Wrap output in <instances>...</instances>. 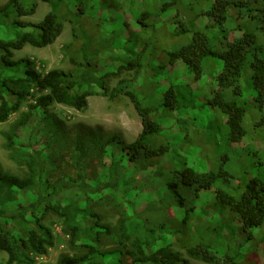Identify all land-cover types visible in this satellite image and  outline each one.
Masks as SVG:
<instances>
[{
  "label": "trees",
  "instance_id": "obj_1",
  "mask_svg": "<svg viewBox=\"0 0 264 264\" xmlns=\"http://www.w3.org/2000/svg\"><path fill=\"white\" fill-rule=\"evenodd\" d=\"M41 1L51 10L38 24L18 20L35 13L33 0L27 6L23 0H7L0 6L4 23L0 24V123L31 98L35 103L30 110L40 109L44 115L53 104L81 111L91 96L113 100L122 95L139 115L142 129L133 142L117 133L103 140L85 134L87 148L77 137L73 157L77 180L72 183L80 185L84 198L78 201L58 182L47 195L41 194L47 182L42 181L38 143L28 155L27 177L0 170V253L7 256L6 264H35L53 248L52 230L43 222L47 213L61 220L75 251L60 255L55 264H124L125 256L128 264H190L173 247L204 264H264V236L248 253L240 251L244 243L253 245V233L264 222V178L233 170V152L241 146L246 161L261 155L264 164V0H185L192 13L186 23L173 8L184 0H137V15L130 0H94L99 13L106 10L111 20L118 19L111 25L96 13L98 24L90 25L92 8L87 9L85 0H78L83 12L77 2L70 7L67 0ZM152 1L157 2L154 14L148 10ZM153 15L158 21L146 25ZM66 21L73 38L65 50L75 47V55L82 57L72 61L74 70L42 73L30 60L14 59V52L25 46L52 45ZM144 28L145 39L130 40L131 33ZM128 46L133 50L129 60L122 61L118 56ZM125 70L148 78L150 91L143 101L137 94L148 83L140 76L132 87L121 80L110 89L109 79ZM195 109L213 114L212 120L200 124L204 145L193 138L202 134L197 132V121L181 118ZM30 119L26 115L17 127ZM215 135L221 137L216 144ZM205 145L214 155L204 156ZM94 152L96 184L90 183L84 168ZM194 152L206 157L204 169L190 163ZM242 156L238 160L243 165ZM137 189L147 193L143 209L130 194ZM33 190L35 200L17 202L18 194ZM90 193L103 194L118 213L115 232L92 211ZM12 203H17L14 210L9 208ZM227 213L233 217V227L232 220L221 223ZM215 219L217 224L211 227ZM237 228L243 241L231 245ZM102 235H113L117 247L100 250Z\"/></svg>",
  "mask_w": 264,
  "mask_h": 264
},
{
  "label": "rangeland",
  "instance_id": "obj_2",
  "mask_svg": "<svg viewBox=\"0 0 264 264\" xmlns=\"http://www.w3.org/2000/svg\"><path fill=\"white\" fill-rule=\"evenodd\" d=\"M6 1L7 0H0V6L5 4ZM31 1L32 0H23V3L27 6L31 3ZM33 1L36 4L35 13L27 17L19 18V21L38 24L51 10V7L48 3H44L41 0ZM67 1L70 7H73L77 2L80 12H83V10H81L83 9L81 7L82 5L79 4V1L83 2V0ZM85 2L87 9L92 8L88 10L90 12L89 17H91L89 20L90 25L98 24L99 18L97 15H101L102 18L110 20L107 25H111L113 20H115L117 23V18L111 20L109 14L106 15L108 11L104 10L99 13L98 7L94 4V0H85ZM156 3L157 2L152 1L148 6V10H150L153 14ZM130 4L132 6V13L137 15L139 13L140 4H138L137 0H130ZM102 8L103 7H101V9ZM106 8L107 7H104L103 9ZM173 8L177 10V18L180 21L186 23L192 18V13L186 8L185 0L176 2ZM94 13L97 15L93 16ZM166 17H169V15ZM159 20H161V17H159ZM157 21L158 18L156 19L155 15H153L145 20L144 23L147 25ZM0 24L4 26L3 22H0ZM168 26L169 24L167 23L164 27L168 29ZM115 35H117V33H115ZM146 36L147 30L144 28L141 32H137L136 34L131 33L129 38L131 41H134L136 40V37L138 39H145ZM72 38L71 25L68 21H66L63 24L61 35L52 45L42 49L25 46L22 50L14 52V59L30 60L33 62L36 70L42 73L52 69H61L64 71L74 70L72 61H79L82 57L78 52L77 55H75L72 49L75 47H72L69 51L65 50V47L71 43ZM137 48L139 47L137 46ZM132 50L133 48L128 46L126 49L121 50L122 54H120L118 57L122 61H128ZM73 53L75 57L73 56ZM155 54L157 55V53ZM92 58L95 57L93 56ZM124 66H126V63ZM139 76L145 79V83H148V78L145 77L144 73L137 76L135 70H125L119 75L111 77L109 79L108 85L110 89H113L117 86L119 81L124 80L131 83L132 87V84L136 82V79L139 78ZM138 81L141 80L138 79ZM128 89L130 88L128 87ZM141 91L142 94H137V97L140 101H143V99H145V94H149L150 84L148 83V85L141 89ZM36 96H38V94ZM34 103L35 99L33 98L27 100L22 104L18 112L10 115L6 122L0 123V170L3 173L13 177H27L28 170L26 163L28 160V155L31 153L30 151L34 144H40L41 160L44 163L42 181L47 182V186H41L40 188L41 194L43 196L47 195L51 191L50 186L53 184L57 186L58 182L65 185L66 191L68 192L69 196H71L70 198L74 201L84 199L81 197V188L79 187L80 185H75L72 183V181L77 180V171L73 162V157L75 156L74 145L77 137L82 138L81 142L83 148H87L89 141L85 139V134L90 133L94 137L103 140L111 134L117 133L126 142H133L142 129L139 115L135 111L129 99L122 95L117 96V98L113 100L103 96H91L88 98L87 107L81 111H77L73 108L59 104H53L45 109L46 113L44 115L40 109L32 111L30 110V106H32ZM198 104L199 103L197 100L194 101V105L197 106ZM28 114L31 116L30 121L21 125L23 118ZM181 118H193V120L197 121L196 125L199 126L197 128V132L202 134H195L193 138L198 141L199 144L204 145L206 142L205 135L202 128H200V124L202 123L204 126L208 121L212 120L213 114L208 112L207 109H202L201 111L195 109L194 111H188L187 114L183 113ZM19 123L21 124L17 127V124ZM218 136L219 135H215L214 144H216V141L218 140L221 141V137ZM255 145L257 146V143ZM206 147L207 146L205 145V149H202L204 156L205 154H208L209 157L214 155L211 152L212 147ZM241 148L242 146L240 148L236 147L233 152V160L235 161L233 170H237L236 172L238 173L244 172L248 175L259 174L260 177L264 178V164L262 163V156H250L246 161L244 158L246 153L243 150L240 151L239 149ZM237 154L238 156L243 155V165L240 163V160H238ZM205 158L206 157H203L200 153L194 152L193 155H191L190 163L197 167L198 170H202L204 169L203 167L206 161ZM84 168L86 175L88 178H90V183L96 184L98 177V159L96 152L89 155L88 159L84 162ZM140 190L142 189L134 190L130 194L136 196L139 207L143 209L147 200V193L145 190ZM34 194L35 190L22 195L18 194L19 200L17 202L27 203L29 201H33L35 200L33 196ZM88 195V197L91 198L92 211L100 216V223L115 232L119 224L118 213L104 198L103 194L90 193ZM60 198L63 197H56L57 200ZM62 200L61 202H64V200ZM16 204L17 203L10 204L9 208L14 210ZM232 218L233 217L227 213L225 215L224 221H221V223L224 224L226 221H231ZM43 222L45 225H48L51 228L55 238V244L46 255L37 257L35 259V264H55L60 255L74 254L75 251L71 249L68 237H66L62 231L61 220H59L52 213H47ZM213 223L214 224L211 225V227L217 224L216 219L213 221ZM230 225L233 227V220L231 221ZM237 229V232L234 233L235 236L231 245L235 240H238L237 242L240 243L243 241L241 240L242 233L240 232L239 228ZM224 233L226 234L227 231L224 230ZM253 234V245L250 246L249 243H244L241 246L239 243L241 253H248L255 245L261 244V240L264 236V222L260 228L254 231ZM114 238L115 237L113 235H102L99 249L102 251H110L116 248L117 242L114 240ZM220 245L222 247L225 246L222 241H220ZM172 249L176 252H179L184 258L188 259L190 264H204L202 262L188 258L185 250L182 248L173 247ZM79 253H81V251H79ZM6 261L7 256L4 253H0V264H6ZM122 261L124 264H128L129 257L125 256Z\"/></svg>",
  "mask_w": 264,
  "mask_h": 264
}]
</instances>
